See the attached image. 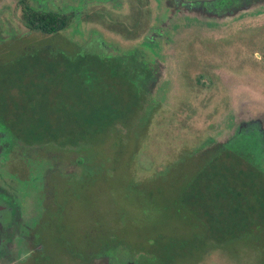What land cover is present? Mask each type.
<instances>
[{"label": "rangeland", "instance_id": "rangeland-1", "mask_svg": "<svg viewBox=\"0 0 264 264\" xmlns=\"http://www.w3.org/2000/svg\"><path fill=\"white\" fill-rule=\"evenodd\" d=\"M28 2L35 9L72 14L70 26L56 35L32 33L23 25L17 0H0V43L83 50L102 57L135 55L153 70L155 80L133 124L117 126L124 136L98 140L89 162L81 164L79 159L92 150L90 145L46 146L27 152L26 160L14 154L0 158V207H17L21 224L29 229L42 219L43 204L49 201L52 209L46 217L51 226L38 229L46 245L44 261L40 263L35 246L16 237L9 251L2 252L6 258L0 264H79L68 251L81 250L79 228L85 227L87 214L110 205L131 209L130 181H144L152 193L162 182V192L169 197L170 176L191 173L190 163L213 155L239 126V131H258L264 146V0H144L148 20L132 39L118 33L119 24L133 23L135 9L128 0ZM95 168L98 175H112L106 185L101 177L97 185L83 182ZM35 176L38 180L31 183ZM152 178L162 181L154 186V181L148 183ZM46 184L56 193L53 200L44 201ZM1 221L9 224L12 216ZM17 232L18 227L10 235ZM234 249L236 253L213 247L199 264H256L254 251ZM112 258L109 264L123 259L132 264L135 256L119 250Z\"/></svg>", "mask_w": 264, "mask_h": 264}, {"label": "trees", "instance_id": "trees-1", "mask_svg": "<svg viewBox=\"0 0 264 264\" xmlns=\"http://www.w3.org/2000/svg\"><path fill=\"white\" fill-rule=\"evenodd\" d=\"M128 2L135 9L133 23L127 27L124 22L119 24L118 33L132 39L144 19L147 23L149 10L144 0ZM17 4L23 25L32 33L56 35L70 26L72 14L35 9L28 0H17ZM1 43L0 158L14 154L26 160L27 152L46 146L71 149L90 145L92 150L79 159L81 164L89 162L98 140L124 136L117 126L133 124L155 80L153 70L135 55L102 57L83 50ZM256 134L255 129L234 132L213 155L190 163L191 173L183 170L170 176L169 197L162 192L159 178L148 180L154 186L159 183L157 193L142 180L130 181L131 209L110 205L108 210L89 212L85 227L79 228L81 250L64 253L79 264L97 260L109 264L119 250L135 256L132 264H199L213 247L231 253L243 247L255 252L256 264H264V146ZM98 174L95 168L84 175L83 182L97 185L95 181L101 177L106 185L112 177ZM36 180L35 176L30 182ZM47 185L41 191L44 201L53 200L56 194ZM48 204H43L42 219L30 229L21 224L17 207H0V260L18 237L17 241L35 246L40 263L44 261L46 245L38 229L51 226V219H46L52 211ZM9 214L12 222L2 223ZM17 227L18 232L10 235Z\"/></svg>", "mask_w": 264, "mask_h": 264}, {"label": "flooded vegetation", "instance_id": "flooded-vegetation-1", "mask_svg": "<svg viewBox=\"0 0 264 264\" xmlns=\"http://www.w3.org/2000/svg\"><path fill=\"white\" fill-rule=\"evenodd\" d=\"M240 127V126H239ZM239 127L234 131L235 133H239L238 131V129H239ZM234 132H233V134H234Z\"/></svg>", "mask_w": 264, "mask_h": 264}]
</instances>
